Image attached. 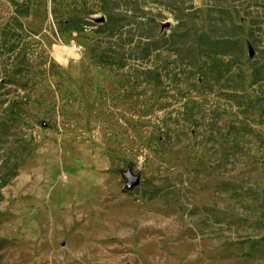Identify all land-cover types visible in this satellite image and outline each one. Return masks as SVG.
I'll list each match as a JSON object with an SVG mask.
<instances>
[{
  "label": "rangeland",
  "instance_id": "1",
  "mask_svg": "<svg viewBox=\"0 0 264 264\" xmlns=\"http://www.w3.org/2000/svg\"><path fill=\"white\" fill-rule=\"evenodd\" d=\"M0 264H264V0H0Z\"/></svg>",
  "mask_w": 264,
  "mask_h": 264
},
{
  "label": "water",
  "instance_id": "2",
  "mask_svg": "<svg viewBox=\"0 0 264 264\" xmlns=\"http://www.w3.org/2000/svg\"><path fill=\"white\" fill-rule=\"evenodd\" d=\"M124 177L127 180V191L133 190L141 184V176L135 175L132 168H129L126 172H124Z\"/></svg>",
  "mask_w": 264,
  "mask_h": 264
},
{
  "label": "trees",
  "instance_id": "3",
  "mask_svg": "<svg viewBox=\"0 0 264 264\" xmlns=\"http://www.w3.org/2000/svg\"><path fill=\"white\" fill-rule=\"evenodd\" d=\"M218 45H219V42H215L214 46L218 47Z\"/></svg>",
  "mask_w": 264,
  "mask_h": 264
},
{
  "label": "built area",
  "instance_id": "4",
  "mask_svg": "<svg viewBox=\"0 0 264 264\" xmlns=\"http://www.w3.org/2000/svg\"><path fill=\"white\" fill-rule=\"evenodd\" d=\"M75 47H77V46L75 45Z\"/></svg>",
  "mask_w": 264,
  "mask_h": 264
}]
</instances>
